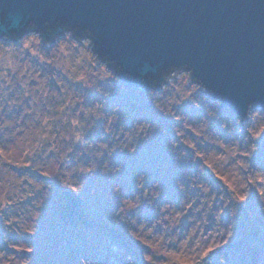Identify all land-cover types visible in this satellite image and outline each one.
Wrapping results in <instances>:
<instances>
[{
	"label": "rangeland",
	"instance_id": "374dc122",
	"mask_svg": "<svg viewBox=\"0 0 264 264\" xmlns=\"http://www.w3.org/2000/svg\"><path fill=\"white\" fill-rule=\"evenodd\" d=\"M87 41L0 38V264H264L263 108L142 89Z\"/></svg>",
	"mask_w": 264,
	"mask_h": 264
},
{
	"label": "water",
	"instance_id": "95a60500",
	"mask_svg": "<svg viewBox=\"0 0 264 264\" xmlns=\"http://www.w3.org/2000/svg\"><path fill=\"white\" fill-rule=\"evenodd\" d=\"M27 32L44 47L87 39L96 64L142 89L186 71L240 121L264 110V0H0V38Z\"/></svg>",
	"mask_w": 264,
	"mask_h": 264
}]
</instances>
